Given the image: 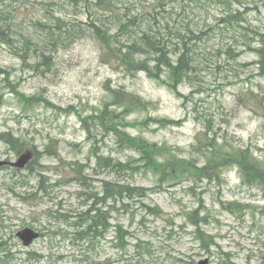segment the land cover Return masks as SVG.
Listing matches in <instances>:
<instances>
[{
    "label": "rangeland",
    "instance_id": "obj_1",
    "mask_svg": "<svg viewBox=\"0 0 264 264\" xmlns=\"http://www.w3.org/2000/svg\"><path fill=\"white\" fill-rule=\"evenodd\" d=\"M110 1L0 0L16 41L14 47L0 43V133L24 145L18 154L0 141V161L15 163L20 155L33 154L26 168L0 167V244L13 254L11 264H128L137 241L144 244L141 264L206 259L264 264V187L246 183L233 163L219 171V179L195 174L161 180L141 167L139 153L121 140L127 133L165 146L167 161L200 170L206 154L197 141L215 139L226 150L249 151L264 166V75L258 55L264 0ZM141 13L173 49L181 42L178 31L195 38L189 46L196 70L176 90L164 84L166 76L158 81L145 72L130 74L114 60L101 59L103 46L91 24L119 34L129 46L147 23L126 33L121 26ZM232 14L239 21L229 25L225 19ZM24 38L33 44L28 58L16 50ZM109 90L152 104L128 114L112 105ZM106 109L117 114V122L103 126L98 117ZM99 158L133 162L135 168L116 171L100 165ZM117 185L147 190L143 198L95 206L115 207L109 223L132 235L126 254L114 248L113 228L94 238L77 235L81 214L96 201L92 196L102 197L106 187ZM27 228L41 234L29 247L18 238Z\"/></svg>",
    "mask_w": 264,
    "mask_h": 264
},
{
    "label": "trees",
    "instance_id": "obj_2",
    "mask_svg": "<svg viewBox=\"0 0 264 264\" xmlns=\"http://www.w3.org/2000/svg\"><path fill=\"white\" fill-rule=\"evenodd\" d=\"M161 1L164 0H159L158 3ZM169 1L170 3L173 1L184 3L187 0H168V2ZM217 1L221 5L227 4V0ZM109 2L111 1L109 0ZM147 16L150 17L144 13L137 14L132 18H128V22L121 26L120 33L123 31L126 33L131 29V27L137 28L140 24L142 25L143 23H147V29L142 34L139 41H135L129 46L122 45L123 43L121 42V36L119 34L111 35L106 33V31L101 30L97 25L91 24L90 29L92 30L93 35L95 34L97 36L98 41H100L103 46L101 59L103 62L108 64H111V60H114L118 66L130 74L145 72L149 78L158 81L162 80L163 76H166L167 81L164 84L168 85L173 90H176L177 86L182 84L185 80H190L192 73L196 70L194 65L195 59L193 49L189 46L195 38L193 39L184 33L182 35V33H179L180 31H178L177 36L181 42L179 43V47L177 46L173 49L165 42L164 39L160 37V32L157 30L155 23V27L152 26V22L148 23V20L146 19ZM7 21V17L0 12V43L14 47L16 45V41L11 34L12 27L7 23ZM235 21L238 22L239 20L238 16L234 14L229 15V17L225 19V22L229 25H233ZM57 28L63 30L61 27ZM167 28L170 31L168 34L173 35L172 31L174 29H169V25H167ZM259 36L261 38L259 39L261 47L258 49L261 66L260 71L264 75V34ZM32 48V42L29 39L24 38L23 47L17 48L16 50L19 51L21 55L25 54L28 58ZM41 56L48 60V58L44 55ZM0 74H3L1 70ZM109 91L113 92L114 96L112 105L123 107L125 112L128 114L137 111L138 108L145 110L152 104L146 103L140 97L133 96L129 93L114 92L112 90ZM116 115L117 114L115 112H111L106 109L101 113L98 119L100 124L106 126V124L117 122ZM155 122L159 124H177L173 121L164 119H157ZM121 140L130 150H135L139 153L141 158L137 161L142 164L141 167L149 172H153L161 180L182 181L184 178L194 176L195 174H204L210 179H219L221 176L219 171L228 168L229 165L233 163L239 167L242 177L246 183L251 186L256 185L264 187V166H262L258 160L254 159L250 155L249 151L236 149L226 150V147L218 144L215 139L210 140L209 143L206 142L205 145L202 144L201 139H198L197 141L198 148L204 150L206 154L205 165L200 170L188 163L186 165L178 164L176 160L171 158L167 161L165 157L168 152H165V146L160 147L159 145L151 144L142 138H133L127 133H122ZM0 141L12 146L13 150H15L18 154H21L23 151V143L10 133H0ZM98 160L100 161V165L104 162L106 167L112 168L116 171L118 169L133 170L135 168L133 166V162L123 164L111 159L105 160L103 158H99ZM161 160H163V162H161ZM146 191L147 190L145 188H139L131 185H117L114 189L106 187L102 197L93 195L92 198L94 200L96 199L95 203L88 211L81 214V221H79V225H82V230L77 232L78 237L85 239L87 236L92 235L91 237L94 238V234L102 235V232H109L113 228L115 233L113 246L118 251L126 254L130 247L129 239L132 237L131 233L122 225L118 224L112 226L109 223L111 206L107 211L96 209L95 206L98 202H102L106 205L110 200H112L114 205H117L119 201L124 202L126 199L132 200L137 197L143 198L147 196ZM112 209L115 210V207L112 206L111 210ZM95 211L97 213L92 215ZM151 212L152 214H157V211ZM196 225H198V222H196ZM200 232L201 230L198 228L197 234ZM200 237L201 235H199V238ZM143 245L144 244H141V241H137L136 244H133L134 256L131 260H127V262H129L128 264H141L144 258ZM205 249L209 250V247H205ZM0 252V257L3 253L0 264H11L13 262V254L7 247L6 243L0 244ZM177 263L184 264L182 260H177ZM190 264H195V262H191Z\"/></svg>",
    "mask_w": 264,
    "mask_h": 264
},
{
    "label": "water",
    "instance_id": "obj_3",
    "mask_svg": "<svg viewBox=\"0 0 264 264\" xmlns=\"http://www.w3.org/2000/svg\"><path fill=\"white\" fill-rule=\"evenodd\" d=\"M33 158L32 152L28 151L25 154H22L18 161L15 163H10L6 161H0V167L10 165L12 167L23 169L26 168L30 160ZM40 234L33 229L27 228L18 233V238L22 241L23 245L29 247L32 243L39 239ZM209 259L202 260L198 264H209Z\"/></svg>",
    "mask_w": 264,
    "mask_h": 264
}]
</instances>
